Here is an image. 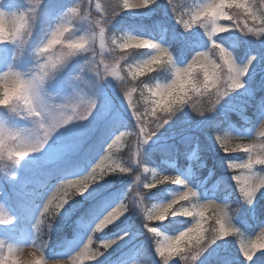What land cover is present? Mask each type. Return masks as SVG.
I'll list each match as a JSON object with an SVG mask.
<instances>
[{"label":"clouds","instance_id":"clouds-1","mask_svg":"<svg viewBox=\"0 0 264 264\" xmlns=\"http://www.w3.org/2000/svg\"><path fill=\"white\" fill-rule=\"evenodd\" d=\"M261 65L264 0H0V264H264V98L240 126L226 116ZM181 115L221 154L210 188L198 141L184 169L158 146ZM98 125L67 163L68 138ZM40 161L54 171L22 179ZM113 177L128 183L54 243L68 206Z\"/></svg>","mask_w":264,"mask_h":264},{"label":"trees","instance_id":"trees-1","mask_svg":"<svg viewBox=\"0 0 264 264\" xmlns=\"http://www.w3.org/2000/svg\"><path fill=\"white\" fill-rule=\"evenodd\" d=\"M163 18H164L163 11L158 9L157 12L150 17L135 18V22L136 23H143V24H151L154 20L163 19ZM121 19L125 22H128L129 20H131L133 18L122 17ZM248 47L256 48V47H258V45H256L254 42H249L248 44H246L242 47V54H243L244 49H247ZM177 49L182 54L183 49H182V46L180 44L177 45ZM249 87L251 89V96L237 97L235 99L236 100L237 99L242 100L243 104H241V105H243L246 108V115L252 116L254 111L256 110L258 98H264V96H263V94H264V65H261V67L256 70ZM105 91L107 92V96L111 98L112 103L115 104L116 103V97L112 94V92L109 89H107V87L105 88ZM241 105L239 104L238 107H240ZM226 116H227V119L229 121L236 124L237 126H240L242 124V121H241L240 115H239V108H236L235 111H227ZM217 118H219V114H218ZM101 127H102V125H98L97 129L95 130L93 135H91V137L85 143V145L86 144L91 145L89 148H87V147L83 148V150L85 151V154H86V152H87V155L90 154V152L94 149L95 143H96V141L99 137V134H100V128ZM206 131H207V126L205 123L197 121L194 118H189V117H186L184 115H181L180 117H178L173 122V124L171 125L170 128H167L163 132V134H162L163 139L159 142L158 146L164 145L162 142V141H164V139L173 140L174 138H178L181 135H184L188 132L196 134L198 139H196V140L194 139V141L195 142L198 141L200 146H201L200 159H202L203 161H206V168L197 170V174L199 177H201L202 175L207 174V168L212 170L213 175L210 177L209 182H208V185L210 186L214 183V181L218 177L221 176V172H222L223 168L221 165V154H219L217 152L215 153L209 147L210 145L207 142L206 136H205ZM194 141L191 140L190 142L193 143ZM181 151H182V149L179 148L180 153H181ZM158 156H159V153L154 152L152 154V159L155 160ZM181 156H183V155H181ZM180 159H181V162L183 163L184 167H186L188 162L184 159V157H181ZM65 161L70 164L71 162H73V159L71 157H68L65 159ZM77 161L81 162L82 160L81 161L77 160ZM55 167L56 166L51 167L49 169L48 173L54 171ZM43 178L44 177H40V179H43ZM109 183H110L109 188H107L106 190L101 192L97 197L93 198L90 201H86V202L82 201L84 204L79 209L76 210V212H75L76 214L74 213L73 217L71 219H73V218L77 219L81 215L86 214L88 210H90L94 205L98 204L104 198L109 196L111 193L122 189L128 183V181L125 179H117V178L113 177L110 179ZM77 201H81V198H77ZM261 205L264 206V201H261ZM262 214H264V213H262ZM245 218H247V217H245ZM68 225L69 224L65 220L61 219V220L57 221L56 230L53 234V241H55L58 238L60 239L63 234L66 236H68L70 234V233L67 234V231L71 230L70 227H69V229H67ZM129 247H131V245H129ZM118 254L119 253H117L116 255H118Z\"/></svg>","mask_w":264,"mask_h":264},{"label":"rangeland","instance_id":"rangeland-1","mask_svg":"<svg viewBox=\"0 0 264 264\" xmlns=\"http://www.w3.org/2000/svg\"><path fill=\"white\" fill-rule=\"evenodd\" d=\"M257 69H259V68H257ZM106 94H107V92H106ZM235 101H237V100H235ZM233 105L235 107L238 106L239 105L238 101L233 102ZM94 132L95 131H85L82 134V136H80V137H75V136L69 137L66 142L70 143L72 145V149L69 151V154L65 157V159L68 158L69 155L75 156V160H74V162H72L73 165L79 163L77 160H79V161L83 160L85 158L83 148H85V147L89 148L91 146L90 144L85 145V143L91 137V135H93ZM52 165H54V163H52V162L45 163L43 161H40L37 163V165L35 167L28 166V168L26 170L22 171L21 177H22V179L23 178L40 179V177H44L48 173V171ZM109 186H110V183H109ZM5 187L7 188V185H5ZM108 187L99 190L98 193L107 189ZM97 194H95L93 197H95ZM93 197H91V198H93ZM91 198L85 199V198L81 197V201H77L74 206L73 205L68 206L69 215L66 218H68L72 214V212H74L76 210V208L82 204V201L90 200Z\"/></svg>","mask_w":264,"mask_h":264}]
</instances>
